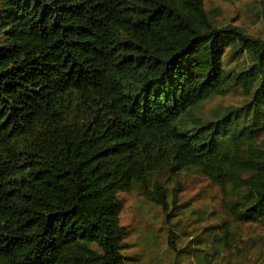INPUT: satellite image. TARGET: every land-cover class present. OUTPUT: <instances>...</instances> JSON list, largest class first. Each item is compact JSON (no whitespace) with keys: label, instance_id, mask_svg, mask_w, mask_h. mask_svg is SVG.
Listing matches in <instances>:
<instances>
[{"label":"trees","instance_id":"trees-1","mask_svg":"<svg viewBox=\"0 0 264 264\" xmlns=\"http://www.w3.org/2000/svg\"><path fill=\"white\" fill-rule=\"evenodd\" d=\"M207 1L0 0V264L137 263L132 192L164 216L165 264H264L228 218L180 224L190 173L264 223V37Z\"/></svg>","mask_w":264,"mask_h":264},{"label":"rangeland","instance_id":"rangeland-1","mask_svg":"<svg viewBox=\"0 0 264 264\" xmlns=\"http://www.w3.org/2000/svg\"><path fill=\"white\" fill-rule=\"evenodd\" d=\"M207 5L216 9L217 19L220 23H234L244 27L249 33L264 37V0H208ZM226 104L238 103L241 98L229 95L224 100ZM223 103L215 100L206 103L207 112L214 109L216 105ZM186 191L181 195V203L189 202L191 208L187 215L180 217V224L188 226L189 219L194 209L207 208L209 222L220 223V220L229 219L233 225V231L242 236V240H248V247H252L253 253L264 248V223H236L232 216L225 213L218 186H210L209 180L201 178L194 173L186 176ZM121 198L124 202L122 222L133 229L128 243L133 247L126 254L139 258L135 264H165L163 256H169L166 227L163 223L162 212L137 192L123 193ZM182 220V222H181ZM209 222H205L209 224ZM203 223V224H205ZM203 226V225H201ZM252 240V241H251Z\"/></svg>","mask_w":264,"mask_h":264}]
</instances>
